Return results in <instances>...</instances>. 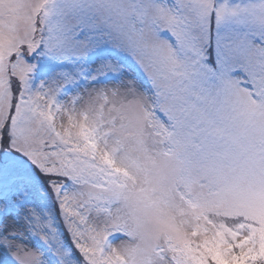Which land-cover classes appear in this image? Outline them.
Listing matches in <instances>:
<instances>
[{
  "label": "snow or ice",
  "instance_id": "1",
  "mask_svg": "<svg viewBox=\"0 0 264 264\" xmlns=\"http://www.w3.org/2000/svg\"><path fill=\"white\" fill-rule=\"evenodd\" d=\"M0 264H264V0H0Z\"/></svg>",
  "mask_w": 264,
  "mask_h": 264
}]
</instances>
